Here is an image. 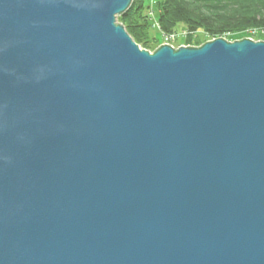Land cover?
Instances as JSON below:
<instances>
[{
	"label": "water",
	"instance_id": "obj_1",
	"mask_svg": "<svg viewBox=\"0 0 264 264\" xmlns=\"http://www.w3.org/2000/svg\"><path fill=\"white\" fill-rule=\"evenodd\" d=\"M131 2L0 0V264H264V42Z\"/></svg>",
	"mask_w": 264,
	"mask_h": 264
},
{
	"label": "trees",
	"instance_id": "obj_2",
	"mask_svg": "<svg viewBox=\"0 0 264 264\" xmlns=\"http://www.w3.org/2000/svg\"><path fill=\"white\" fill-rule=\"evenodd\" d=\"M148 7L142 0H132L127 11L117 17L135 44L147 51L157 48L146 37ZM156 27L160 33H187L182 45L195 44L223 38L237 41L249 29L264 31V0H157L154 4ZM198 31L204 41L193 40ZM264 41V32L259 36ZM197 41V42H196ZM157 46V47H156Z\"/></svg>",
	"mask_w": 264,
	"mask_h": 264
},
{
	"label": "rangeland",
	"instance_id": "obj_3",
	"mask_svg": "<svg viewBox=\"0 0 264 264\" xmlns=\"http://www.w3.org/2000/svg\"><path fill=\"white\" fill-rule=\"evenodd\" d=\"M156 1L157 0H142V3H143V5L145 7H148V9H147L148 15L150 13H152V17L150 15L149 20H148V29L146 31L147 40L153 46H155V45L160 46V44H161V37H160V35L161 34H160V32L158 31V29L156 27V12H155V9H154V4H155ZM263 32L264 31L259 30V29H257V30H255V29H249V30L243 32L242 35H239V41L241 39H249V40H251L253 42H259V41L264 42L262 40V38L259 37ZM178 33L180 34L181 31L176 32V34H178ZM196 39L197 40H200V41H204L205 38H204L203 33L200 32V31H198L197 33H195V35L193 37V40H196ZM185 41H186L185 38L180 37V38H178V40L175 43L172 44V47L176 49L178 46H185V45H182V44L185 43ZM229 42H233V40L232 41H229ZM189 45L190 44H188L187 46H189ZM192 45H195L196 47L200 46L197 43L192 44ZM139 48L141 49V47H139ZM144 50H146V49H144ZM153 50H149V52H153Z\"/></svg>",
	"mask_w": 264,
	"mask_h": 264
},
{
	"label": "built area",
	"instance_id": "obj_4",
	"mask_svg": "<svg viewBox=\"0 0 264 264\" xmlns=\"http://www.w3.org/2000/svg\"><path fill=\"white\" fill-rule=\"evenodd\" d=\"M152 17V13H150L148 16ZM160 37H161V44L160 45H163V44H166V45H169L172 47V44L175 43L178 38L182 37V38H186V35L187 33L184 32V31H181V33L179 34H176V33H172V34H163V33H160Z\"/></svg>",
	"mask_w": 264,
	"mask_h": 264
}]
</instances>
